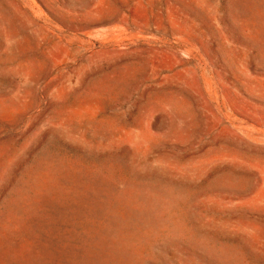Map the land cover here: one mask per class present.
<instances>
[{
  "label": "rangeland",
  "instance_id": "1",
  "mask_svg": "<svg viewBox=\"0 0 264 264\" xmlns=\"http://www.w3.org/2000/svg\"><path fill=\"white\" fill-rule=\"evenodd\" d=\"M0 264H264V0H0Z\"/></svg>",
  "mask_w": 264,
  "mask_h": 264
}]
</instances>
